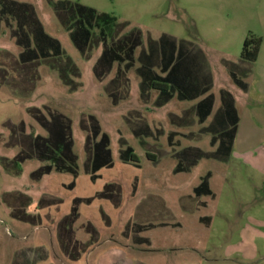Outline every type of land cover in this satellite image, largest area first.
Wrapping results in <instances>:
<instances>
[{
	"label": "crops",
	"instance_id": "obj_1",
	"mask_svg": "<svg viewBox=\"0 0 264 264\" xmlns=\"http://www.w3.org/2000/svg\"><path fill=\"white\" fill-rule=\"evenodd\" d=\"M50 6L41 17L25 0H0V96L9 91L28 100L35 94L43 101L29 113L36 125L26 117L8 124L11 142L4 147L18 149L20 162L53 152L71 164L58 158L57 166H39L31 177L45 174L30 190L3 199L9 217L44 233L3 255L0 264H220L183 254L194 249L180 236L201 238L215 230L221 215L213 186L217 166H247L264 176V38L255 36L261 39L256 61L237 62L217 49L185 40L176 47L172 40L160 82L157 52L141 51L138 66L121 67L135 59L138 36L104 27L92 34L91 11L68 2ZM50 25L67 32L70 52L46 35ZM84 75L88 99L115 108L134 103L116 117L118 166L113 138L85 114L79 127L84 123L90 141L79 166L74 144L65 148L61 141L72 119L46 103L45 96L65 102L66 112L75 108Z\"/></svg>",
	"mask_w": 264,
	"mask_h": 264
},
{
	"label": "rangeland",
	"instance_id": "obj_2",
	"mask_svg": "<svg viewBox=\"0 0 264 264\" xmlns=\"http://www.w3.org/2000/svg\"><path fill=\"white\" fill-rule=\"evenodd\" d=\"M25 1L33 5L36 10H40L41 17L48 8L51 11L50 4L52 3H75L80 11H91L94 19L91 23L94 27L92 34H101L104 27L113 32L121 28L120 35L138 36L140 43L132 52L135 59H124L121 67H133L134 63L138 66L140 63H137L136 57L141 51L157 52L161 56V62L154 69L158 71L157 79L160 82L163 73L159 71L164 69L168 60L164 57V53L170 51L172 40L176 47H179L180 42L185 40L192 46L202 47L205 50L217 49L226 54L223 57L237 62L238 59H242L241 51L244 40L249 37L256 38L255 36L264 38V0ZM95 27L101 29L98 30ZM47 31L46 35L49 38L60 41L63 47L70 52L66 31L54 25H50ZM5 32L8 35L9 31ZM106 33L108 32L105 31L104 34ZM29 36L33 42L34 35L32 36L31 33ZM0 37L4 36L0 34ZM107 37L109 46V36ZM3 44L0 42V46ZM98 49L104 51V42L98 43ZM259 63L264 64V49ZM82 80L83 86L78 91L81 96L77 98L79 104L69 112L62 108L66 106L65 102L54 101L45 96L46 103L51 108L60 110L63 116L66 115L73 121L72 127L70 129L66 127V132L62 133L63 147L74 144V152L79 158L78 165L82 166L86 156L83 147L90 141L86 138L85 132L88 133V129L84 130V123L79 127V119L85 114L88 121L90 117H93L99 124L101 123L102 129L113 138L114 166H118L116 154L118 119L116 117H119L120 113H126L135 108L134 103L132 100L125 101L115 108L110 105V101H106L105 106L102 101L92 97L88 99L89 89L86 84L89 83L86 75L82 77ZM54 92L58 93V91ZM65 94L66 92H61V96ZM140 96L143 97L142 91ZM42 102L35 94L28 100H21L9 91L5 96H0V260L4 259L3 255L6 257L10 251H14L19 246L36 243L35 240L41 236L40 233H44L40 228L34 229L35 226L31 224H24L9 217V208L3 199L11 194L14 195L15 192L23 193L26 189L30 190V187L35 184V179L45 174V170H38V174L31 177V173L33 174L39 166H57L56 159L58 158L63 160L66 158L67 161H65L71 164L67 155H57L53 152L43 158L40 156L39 159L36 158L37 155H33L20 162L19 158L23 156L20 155L18 149L7 150L4 147L6 143L11 142V132L7 129L8 124L10 122L18 124L22 118L26 117L30 124L36 125L37 123L31 119L29 113L36 114L35 107ZM25 107L29 110L28 112L26 110V116ZM64 136L66 139L63 138ZM37 141L39 140L34 139V142ZM213 179L214 191L220 201L221 215L215 217V230L209 234L205 232L201 238L191 235L180 236L185 238L184 245L194 249L184 250L183 254H188L198 261H201L203 257L210 261L216 259L220 264H223L227 257L231 258L229 264H264V259L258 260L264 257V176L247 166L220 165L215 168ZM46 180L47 177L42 180L41 184ZM105 237L106 235L103 236Z\"/></svg>",
	"mask_w": 264,
	"mask_h": 264
},
{
	"label": "trees",
	"instance_id": "obj_3",
	"mask_svg": "<svg viewBox=\"0 0 264 264\" xmlns=\"http://www.w3.org/2000/svg\"><path fill=\"white\" fill-rule=\"evenodd\" d=\"M261 44L260 38L249 37L247 38L242 47L241 57L247 61H256Z\"/></svg>",
	"mask_w": 264,
	"mask_h": 264
}]
</instances>
